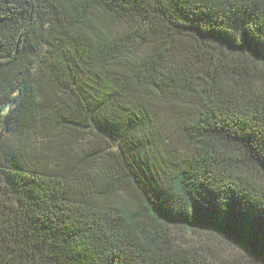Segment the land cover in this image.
Instances as JSON below:
<instances>
[{
	"label": "trees",
	"instance_id": "obj_1",
	"mask_svg": "<svg viewBox=\"0 0 264 264\" xmlns=\"http://www.w3.org/2000/svg\"><path fill=\"white\" fill-rule=\"evenodd\" d=\"M125 18L137 27L112 31ZM163 103L191 112L177 156L150 129ZM143 125L136 163L120 142ZM85 129L113 141L120 168L97 169L75 195V162L103 152L76 160L53 145ZM6 132L0 264H229L172 227L229 239L264 264V0H0ZM46 132L42 148L27 145Z\"/></svg>",
	"mask_w": 264,
	"mask_h": 264
},
{
	"label": "rangeland",
	"instance_id": "obj_2",
	"mask_svg": "<svg viewBox=\"0 0 264 264\" xmlns=\"http://www.w3.org/2000/svg\"><path fill=\"white\" fill-rule=\"evenodd\" d=\"M128 27V28H127ZM136 23L129 18H125L120 21L117 25L113 26L112 31L119 33L124 29L128 31H133L136 28ZM119 31V32H118ZM158 35L152 34L150 36L151 44L140 42L136 48H134L136 53H141V51L146 50L148 47H153L158 41ZM137 41H140L138 39ZM151 45V46H150ZM184 49L177 45L176 53L184 54L187 53ZM159 107V106H158ZM154 118L150 123V129L156 135V142L163 152L168 156H177L183 154L185 149L179 137V126L181 122L190 116L191 112L183 110L178 107H171L168 104H161L159 108H153ZM147 125L140 126L137 131L120 142V146L124 154L131 159L133 162L140 163L146 161V154L139 143V139L145 140L144 131L147 132ZM77 138L72 136L71 141L69 140V135L65 132H58L56 136V144L53 146L58 147L59 145L66 147L67 153L77 154L76 160H78L79 155L82 151H89L91 148L97 151L103 152V158H98L95 163H81V161L75 162L73 167L74 172L70 177L71 181L70 188L72 194L79 195L83 191L92 190L96 184V174L97 169L102 168L106 170H114L115 173L117 169L119 170L120 165L117 160V155L115 154V146L111 139L99 136L95 132L89 129H85L82 132L77 133ZM52 135L48 132L43 135H36L33 133L27 139V145L31 148H42L45 140L50 138ZM11 134L6 132L0 137V161L5 160L8 156L6 152L12 145ZM146 144V142H145ZM148 145V144H147ZM69 147V149H68ZM113 153V154H110ZM66 156L62 157V160L67 161ZM69 166H72V162L68 161ZM78 169V170H77ZM171 233L174 235L175 239L181 240L183 243L190 242L194 245H206L209 246L214 251V256L220 261H226L229 264H261L257 262L253 257H251L241 246L232 242L229 239L218 237L207 231L201 230H188L179 227H172L170 229Z\"/></svg>",
	"mask_w": 264,
	"mask_h": 264
}]
</instances>
